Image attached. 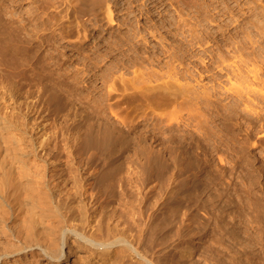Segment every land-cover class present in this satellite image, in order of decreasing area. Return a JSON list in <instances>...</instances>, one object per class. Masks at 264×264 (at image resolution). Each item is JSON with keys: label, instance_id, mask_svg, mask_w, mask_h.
I'll return each mask as SVG.
<instances>
[{"label": "rangeland", "instance_id": "1", "mask_svg": "<svg viewBox=\"0 0 264 264\" xmlns=\"http://www.w3.org/2000/svg\"><path fill=\"white\" fill-rule=\"evenodd\" d=\"M67 2L0 0L1 15H13L16 20L29 23L20 32L26 33L25 29L29 27V32L36 39L35 43L40 44H33L37 48L32 60L36 72H42L31 76L38 83L29 84L24 81L23 84V80H19L23 88L18 96L23 98L28 94L37 96L43 93L44 100L47 95L61 93L59 83L64 79L63 73L69 69L82 71L79 75L83 80L81 82L78 79L80 82L77 86L80 87L78 92L85 95V98L92 89L90 80L97 79L93 84L97 86L98 96H103L109 83L111 86L115 84L114 89L108 85L113 91V95L110 93L111 101L108 102L110 106L112 102L117 106L112 103L114 107H109V110L115 111L118 117L128 118L130 126L134 125L128 132L129 149L127 154L123 152L124 155L120 152L113 154L114 159L109 163L96 162L94 169L86 162L83 167L90 166L88 172L94 170L95 174L101 172L103 176H124L131 208L136 211L141 207V218L149 221V228H153L147 232L148 243L155 246V255L159 261L164 262L169 254L174 255L182 264H264V0ZM105 4L112 12L110 14L108 9V15L104 17ZM75 19L81 21V25ZM51 28H55L53 32ZM133 29L136 34L132 33ZM51 41L55 44L52 45ZM38 57L45 64L38 61ZM46 61L53 63L52 72L47 69ZM136 72L141 74L139 82L143 80L144 83L145 79L148 87H158L164 78L166 83L163 81L162 88L160 85L158 89L147 91L148 94L139 95L141 88L136 80ZM148 74L153 78H149ZM154 79L159 80L158 85ZM170 80L173 82L171 85L168 83ZM84 81L87 82L85 85ZM149 82L152 85L149 86ZM176 82L179 89L175 88L172 93L168 86L176 85ZM122 83L126 87H122ZM131 89L132 92L134 90L133 97ZM185 89L186 92L183 91ZM158 90L161 100L157 95ZM163 90L172 93L176 99L172 101V95L170 98L166 92L161 95ZM167 97L171 104L167 101V104H163L169 99ZM158 99L160 103L156 102ZM141 101L143 104H140ZM73 102V110L66 108L57 114L51 101L40 114L51 123V128L57 131L56 135L62 131L61 126L72 125L71 121H64V114L78 111L84 116L90 109L84 102ZM103 110L109 112L108 108ZM113 112L110 114L112 117ZM116 115L113 117L115 123ZM38 120L41 118L38 117ZM86 155H83L85 160ZM184 248L190 249V255L182 259L180 251Z\"/></svg>", "mask_w": 264, "mask_h": 264}, {"label": "bare ground", "instance_id": "2", "mask_svg": "<svg viewBox=\"0 0 264 264\" xmlns=\"http://www.w3.org/2000/svg\"><path fill=\"white\" fill-rule=\"evenodd\" d=\"M68 1L69 2L67 3H73L74 1H78V0H68ZM102 1L106 2L109 0H102ZM106 5L107 4H105L106 10L103 9L105 10L106 13L102 11L104 14H106L104 15V17L108 15L109 8H107ZM5 6L7 5L5 4ZM139 6H141V4ZM196 6H197V2H196ZM101 9L99 10V12L101 11ZM110 9H109V12H110ZM0 10H1V5H0ZM91 12L92 11H90V13ZM11 14H14V13H11ZM77 14L78 13H76L75 15L77 16ZM94 14L92 17H94ZM99 15L101 14L99 13ZM6 16L3 17L0 13V264H182L181 261H179L178 259L174 257V255L168 254L169 257H167L166 260L164 259V262H160L161 260L158 259L157 256L155 255L156 253V251L154 250L155 246L154 245L152 246L151 243L150 244L148 243L150 241L148 240V237H147V232L148 230H150V228H152V226H150L149 228L147 224L149 221L147 222L145 219L141 218L143 214V210L141 209V207H139V209L136 211H134L131 208V204H130L131 200L129 198L127 184L124 181V176L123 177L113 176V175L103 176L101 172H99L100 174L99 173L95 174L94 170L88 172L90 166L83 167V163L85 164V162L87 165H92L93 169L96 168V165H97L95 164L96 162L103 161V162L109 163L110 161L114 159V158L112 159L113 154L115 153L117 154L119 152L121 154H123V152L127 154L126 151L129 149V146H130V141H129L130 136L128 132L129 130H131V126H134V125L130 126V120L128 118L127 120L126 117L124 118H122L121 116L118 117L116 113H114L115 111L113 112V110L111 111L109 110V107H111L113 103L112 102L110 106L108 102V101H111L110 95L113 92L111 91V88L108 87L110 83L106 86L107 88L103 96H98L97 86L96 84H93V82L97 79H95L94 81L90 80L91 81L90 87L92 89L89 90L90 95L89 96L87 95L88 97L85 98L84 97L85 95L82 96L80 92H78L80 87L77 86L79 85L78 83L80 82L78 79L80 80L82 79V77L79 75V73L82 71L79 72V70L77 69L76 70L69 69L68 71L66 70L67 73L66 71L64 73L62 72L64 74L63 76L59 74L60 76H62V78H64L63 81L61 79L59 83L60 84L59 87L57 86L59 90L62 91L61 93H58L53 96L47 95L45 96V99L42 100L43 93L42 94L39 93L37 96H33V95H29L26 90V94L28 95L21 98L20 96H18V94H20L21 89L23 88L22 82L23 84L25 82H28L29 84H33V82L38 83L36 82L35 77L34 78L32 77L34 74H40L42 70L39 69L41 70V72L38 71L40 73H37L35 70L36 67L33 66L32 59H34L36 55L35 47L37 48V46L33 45L36 40L35 38H33V35H32L33 33L31 34V32H29L28 30L29 27L28 29L26 27L25 29L27 30L25 31L26 33L20 32V30L22 29L24 30V27L26 26V24H29V23H25L24 20H23L24 22L23 23L20 18H19L20 21L16 20L17 18L16 19L13 18L12 17L13 15L12 16L9 15V17L8 16L6 17ZM15 17H17V15ZM94 18L97 19L98 17L96 16ZM99 18H101V16ZM181 18H184V17H181ZM48 19H49V16L47 20ZM72 19H69V21H71ZM30 21L31 20H29V22ZM74 21L77 22L79 20L76 21L75 19ZM44 22H46V20ZM59 22L56 21V23H59ZM80 22H77V23L81 25ZM179 24H181L180 21H179ZM184 24H187V23L185 22ZM63 25H65V23ZM74 26L77 27V25H74ZM149 26H146V28ZM166 26H169V25H166ZM189 26L188 28L191 29ZM31 28L34 29L33 27ZM185 28H183V30ZM44 29L46 30L45 27ZM53 29H52V32H53ZM80 30H83V28ZM180 30L181 29H179V31ZM150 31L151 29L149 30V32ZM134 32H135V29H133L132 33ZM21 33L23 34L21 35ZM36 33L37 32H35V34ZM136 33L137 32H135V34ZM173 33H176V32H173ZM204 33H207V32H204ZM122 36L125 37L124 35ZM138 37L139 36L137 35V38ZM131 38H132V35H131ZM55 39L58 40L57 38ZM44 40L46 39L44 38ZM128 40H130V38ZM191 40H188V41L190 42ZM136 42L138 41H135V43ZM35 44L40 45L38 43H35ZM53 44L55 43H52V45ZM144 44L146 45V43ZM88 59L90 61L89 57ZM37 60L40 61L39 57ZM137 60H138V56H137ZM143 61H141V63ZM51 64L46 61L47 69L49 68L50 71L52 70V66H54L53 63ZM39 65L41 67L43 66L41 64ZM46 66L44 65V67ZM141 67L143 66L141 65ZM146 69L148 70V66H146ZM143 70L146 71L144 67H143ZM155 74L156 73H154L153 75ZM136 75H138L136 76V78H138L139 75L141 74H138L136 72ZM142 75H144V72ZM147 76L150 78L151 75L149 76L148 74ZM174 77L172 78L174 79ZM132 78H130L129 80L133 81ZM139 78L136 79L138 80V82H139ZM161 78L162 77H160L159 79ZM126 79H128V77ZM164 79L160 81L161 88L163 87L162 83L166 81V80L164 81ZM19 80L21 81L23 80V81L22 82L20 81V83H18ZM121 80L123 79L121 78L120 81ZM171 80L170 82L168 81L167 82L169 84L170 83L173 84V82L175 81L172 80L173 82H171ZM146 82L147 81H145V79H144V83H143V80L142 82H139V88H141L139 91L140 93L138 92L139 95L145 94L147 91H153L154 89H158L160 87V85L158 87L156 86L153 87V85L150 82H149V86L151 84L152 87H148L145 85ZM154 82L156 83V85H158L159 80L157 81L154 79ZM86 83L84 81V85ZM177 83L178 82H176V85H172L171 87L168 86L169 84H166V85L168 86V88H171L172 93H174L175 88L179 89ZM29 84L28 86L30 87L31 85ZM80 84H83V83H80ZM114 85L111 86L110 84L109 86H111L112 89H114L113 88ZM123 86L124 84L122 85V87ZM119 88H121V86ZM93 91L94 93H92ZM166 91L163 90V93L161 95H163L164 92ZM183 91L186 92V89ZM133 92L131 89V92H130L131 97H133L132 95ZM158 92L159 90L157 91V95L159 94ZM123 93L125 94V92ZM166 93H169V91ZM172 93L171 94L169 93L168 95L169 97L172 95L173 98L172 97L170 98H172V101H173L176 98H174L175 96ZM34 97H37V98H34ZM127 97H130V96H127ZM159 97H160V94H159ZM170 98L168 100H170ZM128 99H131V98H128ZM142 99H144V96ZM162 99L165 100L166 98H162ZM160 100H161V97H160ZM168 100L166 99L165 103L163 104H167L166 101L170 102L171 104V100L170 101ZM51 101H53V104L55 107L54 111L57 114L61 110H64L66 108L69 110L72 109V105H71L72 101H74L75 103L84 102L90 109L89 111H87V113L84 116H82L80 112L78 111H71V113L64 114L63 115L64 121L65 122L71 121L72 125L71 126L70 125L61 126L60 128H62L61 129L62 131H60L59 134L56 135L57 131L54 130V128H51L52 127L50 126L51 123L47 121V118H44V115H40L44 111V109L49 106ZM156 102H159V99L158 101L156 100ZM39 103L42 105H40V109L38 110ZM123 103L125 102H122V104ZM130 103H131V100H130ZM113 104L116 105V103H113ZM140 104H143L142 101L140 102ZM113 107L114 106H112V109ZM104 108H108L109 112L105 113V111L103 110ZM111 112H113V114L117 116V119L116 118L115 119L117 120L116 123L118 124L114 122L113 120L114 115L112 117L110 115L112 114ZM36 113H37V116H35ZM38 117H40L41 120H38ZM133 129L134 128H132V130ZM85 153L87 154L86 160L83 157ZM106 159H108V161H106ZM150 204L152 205V203ZM138 221H140V223H138ZM189 250L190 249L188 248H184L180 251V254H181L180 256L182 259L189 257L190 255Z\"/></svg>", "mask_w": 264, "mask_h": 264}]
</instances>
